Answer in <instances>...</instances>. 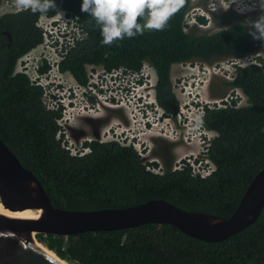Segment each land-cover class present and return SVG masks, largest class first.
Segmentation results:
<instances>
[{"label": "trees", "instance_id": "obj_1", "mask_svg": "<svg viewBox=\"0 0 264 264\" xmlns=\"http://www.w3.org/2000/svg\"><path fill=\"white\" fill-rule=\"evenodd\" d=\"M216 1L211 0V4ZM82 2L56 0L58 8L44 15L52 18L63 11L84 34L65 47L59 70L68 71L84 86L89 78L87 65L101 66L107 72L124 69L138 73L148 63L156 74L155 100L173 114L179 104L171 81L172 65L194 61L211 64L230 57L233 45L246 40L251 29L236 20L232 10L234 14L226 11L220 17L211 11L221 30L211 34L186 31V16L193 6L192 0H186L163 31L146 30L143 35L105 46L95 21L81 11ZM199 4L207 5L206 0ZM40 16L31 10L0 16V31L11 36L10 45L4 47V70L0 66V138L36 175L52 203L71 210L101 209L162 198L189 211L229 217L264 166V68L255 64L236 67L233 81H224L243 92L245 105L237 107L231 101L204 107L203 125L216 133L206 148L214 169L205 176L193 175L187 164L154 172L149 165L156 163L145 162L134 145L115 139L84 141L82 147L88 151L73 154L60 124L63 106L48 107L44 87L15 70L17 60L43 40L37 26ZM197 21L207 23L204 16H198ZM3 42H7L6 37ZM47 66L41 64L39 73L46 72ZM29 233L73 264H264V208L253 224L220 242L195 239L173 225L154 223L67 237Z\"/></svg>", "mask_w": 264, "mask_h": 264}, {"label": "rangeland", "instance_id": "obj_2", "mask_svg": "<svg viewBox=\"0 0 264 264\" xmlns=\"http://www.w3.org/2000/svg\"><path fill=\"white\" fill-rule=\"evenodd\" d=\"M203 1L205 0H192L193 6L185 20L186 31L195 34H211L221 30L222 26L218 24L215 17L212 18L211 11L216 12L218 17L226 11L230 13L232 8H227V6L232 1L240 6L238 12L233 10L235 16L238 17L236 20L243 22L247 27H251L250 21L254 15L257 13L264 15V9L259 7L260 0H218L212 3L213 6L211 0H206L207 5L199 4ZM247 2L252 3L251 8ZM16 11L18 10L12 7V0H0V16ZM198 16H204L207 19L206 25L197 21ZM55 17V25L48 26V32L51 33L52 38L49 36L47 38L57 43L65 42L68 40L69 34L70 37L73 35L68 17L63 11H60ZM257 54L264 59V45L255 51L234 53L233 56L218 59L211 64L194 61L172 65L171 81L176 99L179 100L181 106L197 99L211 106H222L223 103H230L231 100H234L238 106L245 105L246 97L242 92L224 83L227 76L224 68H230L231 63L235 61L234 58L238 56H242L244 62L251 63L254 59L253 56ZM60 72L53 69L47 72V76L42 75L36 80L40 81L46 88L43 97L47 105L52 104L53 101L57 102L55 96L65 103L61 124L64 128L66 143L72 153L82 154L86 151L82 147L84 138L81 136L78 138L73 134L75 129L83 127L82 118H84L90 124V127H87L88 139L102 141L115 139L123 143H131L140 152L145 162H157V167H150L154 172L161 173L168 167L172 170L178 168L183 164V157L187 159V155L193 151L196 155L200 153L199 157L202 159L199 166L200 171H204V174L207 175L213 169V165L206 161L204 149L214 133L211 134L208 131L207 135L202 134L201 140H198L196 136H198L199 130H194L196 136L192 135V131H190L189 138L194 140L191 143L186 141L188 137L182 138L184 128L180 126L177 127L178 134L174 137L163 134L161 128H166L169 132L171 128L169 123L159 122L155 118L159 111L161 114L162 110L157 108L158 111L154 108L153 83L155 73L152 66L145 64L139 73H133L124 69L107 72L101 66L87 65L86 72L89 78L86 86L79 85L69 72ZM222 72L226 76L223 77ZM49 82H53V85L47 84ZM224 100L229 102H224ZM150 115L155 118H151V121L157 120L159 124L149 131L142 127L140 119H145ZM106 120L108 122L101 127L99 132L100 124ZM92 127L97 130V136L94 135L95 132L91 133ZM104 128L108 129L109 132L104 133ZM0 209L4 210L1 205ZM37 241L45 246L38 238Z\"/></svg>", "mask_w": 264, "mask_h": 264}, {"label": "water", "instance_id": "obj_3", "mask_svg": "<svg viewBox=\"0 0 264 264\" xmlns=\"http://www.w3.org/2000/svg\"><path fill=\"white\" fill-rule=\"evenodd\" d=\"M5 34L11 39L8 31ZM5 199L19 220L37 234L70 236L86 231H116L145 224H169L183 234L220 242L253 224L264 208V166L245 188L232 214L225 218L189 211L162 198L125 207L66 209L55 206L45 188L0 138V202ZM0 264H62L38 248L0 217Z\"/></svg>", "mask_w": 264, "mask_h": 264}, {"label": "clouds", "instance_id": "obj_4", "mask_svg": "<svg viewBox=\"0 0 264 264\" xmlns=\"http://www.w3.org/2000/svg\"><path fill=\"white\" fill-rule=\"evenodd\" d=\"M185 3H186V0H83L82 5H81V11L84 13H87V15L90 16L95 21V24L99 27L100 34L102 36V41H101L102 45L111 46L115 42L123 40L125 37L131 39V38L136 37L137 35H143V33L146 30L147 31H163L166 28V26L168 25L169 20L175 14H177L181 8L184 7ZM247 5L251 6L252 3L247 2ZM12 7L17 9L18 11L19 10L20 11L31 10V12L34 14L40 13L41 16L37 20V26L39 28H41L42 32H43V40L41 43H43L45 35H46V37L49 36L50 38H52L51 33L48 32L49 28L47 30L43 31V28L41 27L39 20L41 17L46 15L50 10H54V9L58 8L56 0H12ZM229 7H231L232 10H234L236 12H238V9L240 8V6H237V4L234 1H232L228 4L227 8H229ZM260 7L262 9H264V0H260ZM8 13H10V12H8ZM44 17L49 18L51 20V23L49 24V26L51 24L55 25V22H56L55 16L52 18L47 17V16H44ZM141 19L143 20V23H140ZM68 23L71 26V22L69 21V19H68ZM250 25H251V29H252L251 34H252L253 38L264 40V15H260L255 21H251ZM41 43H39L34 48H32V49H35L33 51L39 52L40 54H42L43 53L42 46L40 49ZM255 44H257V43H255ZM258 49H259V47H258ZM255 50H257V49L249 50V51H255ZM23 56H21L20 58H22ZM231 56H233V55H231ZM253 57H254V59H253V61H251V63L244 62L242 59L243 58L242 56H238V57L234 58L235 61H233L231 63V67L230 68H224V72L227 73V76L225 74H223V72H222L223 77L226 76V83L233 81L235 74H236V70H237L236 67H244L248 64H255L258 66H262L264 68L263 57H261L259 54H257L256 56H253ZM258 58H261L262 60L260 61V60H258ZM60 61H61V59H60ZM60 61H59V63H60ZM44 63H46V61H43L41 64H44ZM41 64H38V67ZM46 64L49 65L48 63H46ZM145 64H148V63H144V65ZM148 65L151 67L150 64H148ZM38 67H37V69H38ZM58 69H59V67H58ZM47 72L48 71H46L44 73L46 74ZM65 72H68V71H65ZM44 73H40V75H44ZM133 73H135V72H133ZM154 73H155V71H154ZM39 77H41V76H39ZM155 80H156V74L154 75V83H155ZM154 83H153V91H154V100H155ZM47 84L53 85V82H49ZM86 85H88V83ZM86 85H84V86H86ZM81 86H83V85H81ZM232 88L236 89V90L237 89L240 90L239 88H235V87H232ZM45 90H46V88H45ZM242 94H243V92H242ZM225 97H226V95H225ZM55 98L60 105L65 106V103H63V101H61L56 96H55ZM177 101L179 104V110L177 111L176 114L165 112L157 104L156 100L154 101L155 102L154 103L155 110H158L157 108H160L162 110L161 114H160V111L158 110L159 111L158 116H159L160 121L161 122L165 121V122L169 123L170 128H171L170 132L168 130H166V128H161L164 135H169V136L172 135L173 137L176 136L178 134V131H176V129L178 126H180V127L184 128V131L182 133V138L185 139L186 137H188V139H186V141L188 143H191L194 140L192 138H189L190 131H192V135H195L194 130L195 129L199 130L198 136L195 135L198 140H201L202 134H204V136L207 135L208 131L211 134L214 133L213 130L206 128L202 122V118L204 115V107L205 106H211V105H207L204 102L199 101L197 99V100H192L191 103L187 102L183 106H181L179 100H177ZM231 101H234V100H231ZM224 102H229V101L224 100ZM224 105L225 104L223 103L222 106H224ZM235 106L240 107V106L236 105V103H235ZM63 112H64V107H63ZM165 118H168V120H165ZM172 122H173V125H172ZM144 128L148 129L149 126L147 127V125H146ZM213 137H215V133L209 139V142L212 140ZM110 140H112V139H110ZM65 141H66V139H65ZM209 142L207 143V145L205 146V149H204L205 157H206V148H207ZM121 143H123V142H121ZM124 144H131V143H124ZM84 150L88 151V149H86V148H84ZM199 154L200 153H198L196 155L195 151H193V153L191 152L190 154L187 155L188 158L190 159V161H192L193 163H189L187 161L186 157H183V162H182L183 164L182 165H184V164L189 165L191 167V170H192V166L195 167V169L196 168L199 169V166L202 163V159H200ZM206 161H209L212 164V162L207 157H206ZM152 163L157 164V162H152ZM149 164H151V163H149ZM151 166L157 167V165H149V167H151ZM213 169H214V165H213ZM209 173H210V171H209Z\"/></svg>", "mask_w": 264, "mask_h": 264}, {"label": "built area", "instance_id": "obj_5", "mask_svg": "<svg viewBox=\"0 0 264 264\" xmlns=\"http://www.w3.org/2000/svg\"><path fill=\"white\" fill-rule=\"evenodd\" d=\"M68 19L71 22L70 29L73 30V32H72L73 35H71V37H70V34H69V38H68V40H66V42L60 41V43H57L55 41H50L45 35L43 43L40 44V47L42 46L43 53L40 54L39 52L33 51L35 49H32L31 51L26 53L22 58L17 60L16 65H15V70L17 72L26 73L30 77L31 81H34L36 84H39L43 87H44V85L40 81L36 80V79H38L39 76H42V75L38 76V74H37L38 64H41L43 61H46V63H48L50 65L51 70L56 69L58 72H60L58 69V64H59L60 59L62 58V54L65 53L64 52L66 50L65 47H67V46L69 47L70 45H72L76 41V39H80L84 35L82 33V31L78 27L75 26V24L73 23V19H71L69 17H68ZM39 23L41 24L43 31H45V30H47L49 24L51 23V20L49 18H46L43 16L40 18ZM27 56H29L28 59H27ZM66 73H68V72H66ZM44 75L46 76L45 73H44ZM44 89H45V87H44ZM58 104L59 103H57L56 101H53V103L48 105V107L57 108ZM151 118H154V117H152L150 115V117H146L145 119H140V123L142 124V127H145L146 125L149 124V128H148L149 131L154 129L155 127H157L159 122H161L159 119V116L155 117L156 119L159 120V122L157 120L151 121ZM165 120H168V118H165ZM60 122H61V120H60ZM73 154H76V153H73ZM187 161L189 163H193L192 161H190L189 158H187ZM192 174L205 176L204 171H200L197 168L195 169V167H193V166H192Z\"/></svg>", "mask_w": 264, "mask_h": 264}, {"label": "flooded vegetation", "instance_id": "obj_6", "mask_svg": "<svg viewBox=\"0 0 264 264\" xmlns=\"http://www.w3.org/2000/svg\"><path fill=\"white\" fill-rule=\"evenodd\" d=\"M248 28H250V27H248ZM249 30H250L249 31L250 33H249L248 37L246 38V40L242 41L241 43H238V44L233 45V49L234 50H233V53H231V55H234V53H238V52L245 51V50L246 51H249V50L258 49V47L264 45V40L254 39L253 36H252V34H251L252 29H249ZM0 33L2 35H4V36H1V34H0V66L4 70V66L3 65H4V61H5L6 57H7V50L4 47L5 46L8 47L10 45L11 39L8 38V36L5 34V31H0ZM4 37L7 38V42H5V43L3 42ZM255 43H257V44H255ZM47 67H48V69L46 71H50L51 70L50 66L48 65ZM37 74H38V76L40 75L38 69H37ZM46 75H47V73H46ZM98 115L100 116L101 114H98ZM62 118H63V116H62ZM107 122H108V120H106L102 124H100L99 132H100L101 127L104 124H106ZM82 123H83V127L81 129H78V128L75 129L74 132H73V134L75 136H77L78 138H79V136H81L82 138H84L83 139V142L84 141L92 140L91 138L90 139L87 138L88 137V134H89L87 127H90L89 122L86 121L84 118H82ZM60 124H61V122H60ZM111 124H112V122H111ZM62 128H63V126H62ZM63 131H64V128H63ZM103 131H104V133L106 131L109 132V130L106 129V128H104ZM91 133H94L95 136L98 135V132H97V130H95V127H94V129H93V127L91 128ZM64 135H65V133H64ZM93 138H96V137H93ZM97 140H99V139H97Z\"/></svg>", "mask_w": 264, "mask_h": 264}, {"label": "bare ground", "instance_id": "obj_7", "mask_svg": "<svg viewBox=\"0 0 264 264\" xmlns=\"http://www.w3.org/2000/svg\"><path fill=\"white\" fill-rule=\"evenodd\" d=\"M236 1H238V0H236ZM212 6H213V4H212ZM218 7H219V5H218ZM72 116H73V114H72ZM0 205L4 209V210H1L0 209V217H2L3 219H5L14 229H16L19 233H21L23 236H25L27 239H29L33 244H35L38 248H40L45 253H47L48 255H50L52 258L58 260L60 263H62V264H71V263H69V262H67V261L59 258L53 251H51L48 248H46L45 246H43L41 243H39L35 238H33L30 235L29 231H31L32 229H30L28 226H26L18 218L19 215H31L32 213L30 211L16 212V210H14L12 208V206L10 205V203L7 202L5 199H3L0 202Z\"/></svg>", "mask_w": 264, "mask_h": 264}]
</instances>
